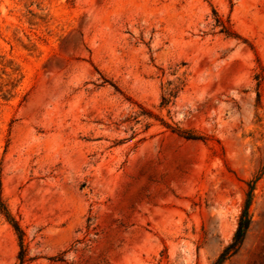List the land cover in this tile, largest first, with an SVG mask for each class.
Returning <instances> with one entry per match:
<instances>
[{"label": "rangeland", "instance_id": "1", "mask_svg": "<svg viewBox=\"0 0 264 264\" xmlns=\"http://www.w3.org/2000/svg\"><path fill=\"white\" fill-rule=\"evenodd\" d=\"M259 74L264 0H0V198L26 264H212L251 181L223 264H264ZM18 252L0 215V264Z\"/></svg>", "mask_w": 264, "mask_h": 264}, {"label": "trees", "instance_id": "2", "mask_svg": "<svg viewBox=\"0 0 264 264\" xmlns=\"http://www.w3.org/2000/svg\"><path fill=\"white\" fill-rule=\"evenodd\" d=\"M212 14L214 16V23L211 26V29L219 28V33L223 34L226 37L229 38H237L239 37L236 35V33L230 28L229 25L222 22L216 15L214 11H212ZM254 79L257 81V85H259L261 82L264 81V75H255ZM177 85H175L172 89H170L167 93L162 95L161 97V106H166L171 99L175 98L177 93L182 90L184 87V82L182 80H177ZM106 81H104L105 83ZM258 96V93H257ZM141 113V116H144L146 118H151L149 113ZM165 125V123H162ZM166 128H169L172 133H176L177 135L188 139V140H201V136L197 134H193L190 132H184L179 131L178 129L170 128L168 125H165ZM145 128H148V125L145 126ZM253 191H254V182L251 181L248 184V191L245 193V199L241 208V212L238 216L236 229L233 233L232 239L230 243L222 250L218 258L212 263V264H223L226 260H228L231 256L235 255L239 248L241 247L245 235L248 231V228L251 223V218L249 214V208L251 205L252 197H253ZM0 215L4 218V220L10 225L12 230L14 231L19 245V252L17 255V262L18 264H26L28 262V259H26L25 254V248L23 245V231L21 227L19 226L18 222L14 219V217L10 214L7 206L0 198Z\"/></svg>", "mask_w": 264, "mask_h": 264}]
</instances>
